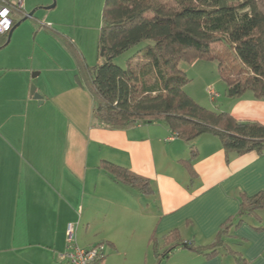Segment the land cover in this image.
Returning a JSON list of instances; mask_svg holds the SVG:
<instances>
[{
	"label": "crops",
	"instance_id": "1",
	"mask_svg": "<svg viewBox=\"0 0 264 264\" xmlns=\"http://www.w3.org/2000/svg\"><path fill=\"white\" fill-rule=\"evenodd\" d=\"M37 3L44 4L23 0L14 20ZM7 39L0 37L1 48ZM73 72L72 80L59 75L45 82L46 91L41 81L40 102L30 84L41 72L0 66V264H65L59 253L67 248L69 223L80 246L105 244L104 264H238L225 251L209 257L177 245L170 234L211 243L239 212L242 193H264V151L227 153L212 133L188 142L161 122L105 127L94 117L93 93L77 81L76 58ZM247 95L253 111H218L264 122V100ZM104 161L147 179L152 191L115 181ZM259 226L264 208L226 238L248 264H264Z\"/></svg>",
	"mask_w": 264,
	"mask_h": 264
},
{
	"label": "trees",
	"instance_id": "2",
	"mask_svg": "<svg viewBox=\"0 0 264 264\" xmlns=\"http://www.w3.org/2000/svg\"><path fill=\"white\" fill-rule=\"evenodd\" d=\"M59 39L75 56L77 81L93 93L94 117L103 126L123 129L161 122L188 142L212 133L227 153L264 151V123L199 104L186 92L191 79L180 68L183 61L218 60L229 97L251 91L264 98V0H105L100 32L105 61L95 66L86 63L71 40ZM132 49L124 67L115 62ZM103 166L115 181L142 193L152 191L147 179L127 167L110 161ZM262 208L264 193H242L239 212L222 225L211 243L184 241L178 230L170 236L177 245L206 256L225 251L238 264H248L226 238L232 226Z\"/></svg>",
	"mask_w": 264,
	"mask_h": 264
},
{
	"label": "rangeland",
	"instance_id": "3",
	"mask_svg": "<svg viewBox=\"0 0 264 264\" xmlns=\"http://www.w3.org/2000/svg\"><path fill=\"white\" fill-rule=\"evenodd\" d=\"M34 1H43L44 4L37 3L24 15L35 10L34 16L37 18L28 17L14 29L8 45L0 49V66L14 65L23 70L28 69L30 75L41 72L39 76L31 78L30 85L35 84L39 88L42 81L41 89L46 91L48 88H45L44 83L52 82L55 76L72 80L74 75L75 58L58 38H73L90 66L105 61L100 46L105 0H56V6L51 9L46 6L52 4L53 0ZM22 18L21 15L20 20ZM44 24L50 25L52 31L46 29ZM54 32L57 37L52 34ZM135 49L116 57L115 62L124 67L126 59ZM218 64L215 59L181 62L180 68L191 79L186 92L209 109L218 110L222 107L237 114L253 111L255 107L247 99L251 91L239 99L227 95V83L219 73ZM211 89L217 92L214 97L210 93ZM259 100L264 98L256 99L257 102Z\"/></svg>",
	"mask_w": 264,
	"mask_h": 264
},
{
	"label": "built area",
	"instance_id": "4",
	"mask_svg": "<svg viewBox=\"0 0 264 264\" xmlns=\"http://www.w3.org/2000/svg\"><path fill=\"white\" fill-rule=\"evenodd\" d=\"M23 9V0H0V37L8 34L14 26V13ZM210 93L217 95L213 89ZM75 226L72 223L67 227V248L59 253V258L65 264H104L106 246L103 243L90 247H82L75 243Z\"/></svg>",
	"mask_w": 264,
	"mask_h": 264
},
{
	"label": "water",
	"instance_id": "5",
	"mask_svg": "<svg viewBox=\"0 0 264 264\" xmlns=\"http://www.w3.org/2000/svg\"><path fill=\"white\" fill-rule=\"evenodd\" d=\"M56 3H57L56 0H53L52 4L46 6V8H48V9L54 8V7L56 6ZM34 13H35V10L30 11V12H29V13H28V14H27L22 20H19V21H18V22L12 27L11 31L9 32L8 39H7V41H6L5 44L9 43V41H10V39H11V35H12L13 30H14L17 26H19L23 20H25V19L28 18V17H32V16L34 15ZM1 47H2V46H0V48H1ZM101 50H102L101 53L104 54L105 47L102 46ZM33 76H35V75L33 74ZM31 95H32L34 98L40 100V102L43 101V96H42V94H40V93L37 91V86H36L35 84H32V85H31Z\"/></svg>",
	"mask_w": 264,
	"mask_h": 264
},
{
	"label": "snow or ice",
	"instance_id": "6",
	"mask_svg": "<svg viewBox=\"0 0 264 264\" xmlns=\"http://www.w3.org/2000/svg\"><path fill=\"white\" fill-rule=\"evenodd\" d=\"M4 13H0V15H3Z\"/></svg>",
	"mask_w": 264,
	"mask_h": 264
}]
</instances>
